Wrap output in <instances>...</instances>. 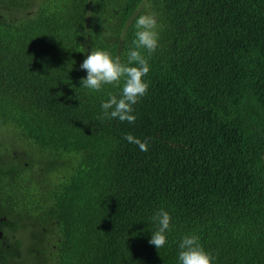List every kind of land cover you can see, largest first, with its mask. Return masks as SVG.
<instances>
[{
  "label": "trees",
  "instance_id": "1",
  "mask_svg": "<svg viewBox=\"0 0 264 264\" xmlns=\"http://www.w3.org/2000/svg\"><path fill=\"white\" fill-rule=\"evenodd\" d=\"M160 47L135 122L81 87L91 49ZM147 55V53H145ZM131 133L148 150L129 143ZM171 214L166 244L152 217ZM0 264H264V0H0Z\"/></svg>",
  "mask_w": 264,
  "mask_h": 264
},
{
  "label": "clouds",
  "instance_id": "2",
  "mask_svg": "<svg viewBox=\"0 0 264 264\" xmlns=\"http://www.w3.org/2000/svg\"><path fill=\"white\" fill-rule=\"evenodd\" d=\"M134 27V46L128 51L127 62H122L119 56H113L106 49L97 48L91 49L80 64L81 69L86 70V76L81 78V87L100 90L106 84L121 86L123 81L118 95L109 93L108 98L101 102L103 116L108 119L135 122L134 105L149 89V82L145 79L151 68L148 57L160 47L159 25L155 15L141 14L136 18ZM125 138L129 143L138 145L140 150H148L147 140L142 141L131 133ZM152 219L157 227L151 232L149 243L160 249L167 242L172 217L169 211L160 208ZM178 247L177 264H213L212 255L196 234H185Z\"/></svg>",
  "mask_w": 264,
  "mask_h": 264
},
{
  "label": "flooded vegetation",
  "instance_id": "3",
  "mask_svg": "<svg viewBox=\"0 0 264 264\" xmlns=\"http://www.w3.org/2000/svg\"><path fill=\"white\" fill-rule=\"evenodd\" d=\"M5 218L0 217V230L2 231V225H4ZM0 231V237L2 235V232ZM7 248L11 251V263L13 264L14 259L16 257V254L18 253L17 250L11 248L9 244L6 245Z\"/></svg>",
  "mask_w": 264,
  "mask_h": 264
}]
</instances>
